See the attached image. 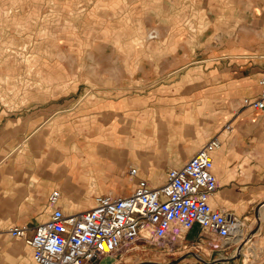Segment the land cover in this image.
I'll use <instances>...</instances> for the list:
<instances>
[{"label":"rangeland","instance_id":"1","mask_svg":"<svg viewBox=\"0 0 264 264\" xmlns=\"http://www.w3.org/2000/svg\"><path fill=\"white\" fill-rule=\"evenodd\" d=\"M99 62L121 68L110 80L118 89L145 72L155 77L159 72L163 83L181 79L176 91L195 94L201 88L187 106L194 108V121L205 124L210 111L232 109L258 91L264 73V0H0V167L5 162L12 172L14 158L32 157V196L0 195L1 226L27 218L31 205L38 209L33 219L47 217V196L58 189L55 173L63 167L56 162L75 143L68 142L57 112L65 99L83 94L87 85L80 81L107 82L109 71L102 80ZM178 66L183 69L172 70ZM222 71L230 75L216 74L208 91L207 74ZM236 79L244 82L239 86L245 93L229 101L222 97L223 87ZM132 87L136 93L142 86ZM167 88L166 95L172 93ZM49 159L53 164L46 166ZM46 169L53 175L48 191L40 186ZM24 202L30 206L20 207ZM253 246L246 248L248 257L256 254ZM248 257V264L259 263Z\"/></svg>","mask_w":264,"mask_h":264},{"label":"crops","instance_id":"2","mask_svg":"<svg viewBox=\"0 0 264 264\" xmlns=\"http://www.w3.org/2000/svg\"><path fill=\"white\" fill-rule=\"evenodd\" d=\"M103 63L98 64L100 78L103 80L104 70L108 69L107 82L92 85L89 80L80 81L79 85H87L83 94L78 99H65L57 112L63 121V132L70 135L68 142H75L74 150L56 162L63 165L55 173L57 188L62 192L59 206L67 213H75L92 208L100 195L129 196L140 178L148 180L152 187H160L172 168L182 167L206 142L218 137L221 146L214 152L218 188L210 201L215 209L236 214L246 223L248 240L244 247L242 241L224 242L196 224L193 229L183 230L181 235H172L162 242L141 237L121 252L102 256L97 264H248L245 251L253 245L256 254L248 259L264 264V111L238 104L217 114L210 111L207 122L199 124L194 121V108L188 107L187 102L198 99L201 88L195 94L194 90L176 91L181 79L163 83L159 72L157 77L152 75L154 72H145L136 81L130 78L128 88L118 89L110 80L112 72L118 73L121 68L105 67ZM178 70L171 74H179ZM228 73L207 74L208 91L216 74ZM240 82L241 79H236L224 85L226 91L222 97L230 101L245 93V88L240 87L244 82ZM191 83L187 81V85ZM134 84L142 86L136 93H133ZM167 87L172 93L166 95ZM259 90L258 85L255 95ZM227 124L232 125V130L226 129ZM117 132L122 136L118 137ZM29 139L32 146V133ZM45 139L47 142V136ZM12 161L15 166L12 172H8L5 162L1 164L0 195L28 198L32 196V157ZM43 163L48 166L53 161ZM134 167L139 170L138 176L131 174ZM40 180L45 191L52 188L53 175L47 169ZM50 194L51 191L45 205L48 207L46 218L37 215L33 219L32 213L38 209L36 206L32 209L31 205L27 218L10 225L26 226L32 234L51 214ZM24 205L30 206V203H21L20 207ZM153 246L158 250L150 249ZM0 264L37 263L33 249L24 238L3 232Z\"/></svg>","mask_w":264,"mask_h":264},{"label":"built area","instance_id":"3","mask_svg":"<svg viewBox=\"0 0 264 264\" xmlns=\"http://www.w3.org/2000/svg\"><path fill=\"white\" fill-rule=\"evenodd\" d=\"M259 88L257 95L243 99V108L264 111V73ZM220 146L218 137L206 142L182 167L172 168L160 187L140 178L131 195H100L85 211L67 213L59 206L62 192L55 189L49 196V218L32 234L20 225L0 226V234L24 238L37 264H97L102 256L121 252L141 237L162 242L196 224L224 242L232 241L243 220L215 209L210 201L218 188L214 152ZM131 174L138 176V168Z\"/></svg>","mask_w":264,"mask_h":264},{"label":"bare ground","instance_id":"4","mask_svg":"<svg viewBox=\"0 0 264 264\" xmlns=\"http://www.w3.org/2000/svg\"><path fill=\"white\" fill-rule=\"evenodd\" d=\"M128 145V144H127ZM125 147V146H124ZM128 147V146H127ZM132 148V147H131ZM108 149V148H107ZM103 151V150H102ZM131 151H133L132 149H131ZM134 152V151H133ZM132 152V153H133ZM86 200V199H85ZM87 202V201H86ZM260 213V212H259ZM245 227H246V223L244 222V221H242L241 222V228H240V233H239V235H238V237L236 238V241H239L241 238H242V236L244 235V233H245Z\"/></svg>","mask_w":264,"mask_h":264}]
</instances>
